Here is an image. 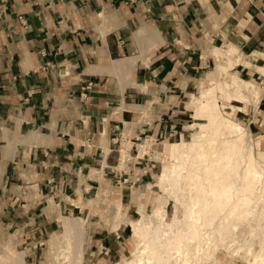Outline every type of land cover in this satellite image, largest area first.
<instances>
[{"label": "crops", "instance_id": "crops-1", "mask_svg": "<svg viewBox=\"0 0 264 264\" xmlns=\"http://www.w3.org/2000/svg\"><path fill=\"white\" fill-rule=\"evenodd\" d=\"M263 23L264 0H0L2 182L65 209L123 140L184 138L179 104L216 45L264 52Z\"/></svg>", "mask_w": 264, "mask_h": 264}, {"label": "bare ground", "instance_id": "bare-ground-1", "mask_svg": "<svg viewBox=\"0 0 264 264\" xmlns=\"http://www.w3.org/2000/svg\"><path fill=\"white\" fill-rule=\"evenodd\" d=\"M222 48L223 54L231 55L237 64L252 66L253 61L255 62L253 65L260 72L264 71V66L256 63L261 58L259 52L251 50L253 53H249L250 56L243 54L231 42ZM215 56L217 58L219 56L218 49L215 50ZM261 61H264V57ZM227 66L218 63L219 72L226 71ZM209 78L206 80L210 81V87L197 96L193 95L188 104L193 112V118L200 117L205 122L189 125V128L195 130V134L189 140L164 144L165 151L161 153L162 172L159 174L157 188L165 191L172 185L175 196L178 195V200L185 208L184 226L175 225L173 218L168 217L164 209L157 208L153 211L157 217L155 232L150 230L149 226L152 223L150 218L142 214L133 220L125 221L130 229L131 239L136 242L135 247L130 259L111 264H193L192 260H187L189 251L193 248L194 258L202 251L205 238L207 241L205 245H210V241L215 238L214 232L211 234L207 232L214 227L218 219L226 225L229 221L239 223L250 222L249 219H252L255 227L251 228L243 242L221 244L227 251L226 256L210 264H235L232 259L242 260L246 264H264V201L261 205L260 197L254 196L256 187L262 179L263 170L258 168L257 164L259 161L264 163V151L260 150L258 138L253 142L246 157H242L245 132L241 129L240 122L233 119L234 112L224 111L226 107L223 103V99L246 102L243 88L244 92L252 90V94L258 97L259 87L254 82H245L243 79L245 83L241 86L242 80L236 76L218 83ZM231 109L241 111V107ZM225 134L229 137L222 138ZM149 146L147 141L141 145L139 158L148 154ZM126 156L127 149L123 148L119 156V169L126 161ZM170 162L173 163V174L168 171ZM103 189L99 190L103 192L104 197L97 196L96 199L100 198L102 206L106 209L112 192L108 193ZM97 193L99 194V191ZM66 200L76 204L77 208H86L88 211L95 209L99 204L94 199L85 205L81 200L78 202L70 198ZM52 208L56 210L57 206L54 205ZM112 208L113 218L118 221L121 216L123 217L122 205L120 202H114ZM60 218L62 228L68 235L58 255L55 256L57 264H82L84 254L82 236L86 220ZM224 234L225 230L221 232L219 241L223 239ZM22 256L11 246L9 238L5 240L4 245H0V264H24Z\"/></svg>", "mask_w": 264, "mask_h": 264}, {"label": "rangeland", "instance_id": "rangeland-1", "mask_svg": "<svg viewBox=\"0 0 264 264\" xmlns=\"http://www.w3.org/2000/svg\"><path fill=\"white\" fill-rule=\"evenodd\" d=\"M261 28L264 30L263 24ZM228 43L229 42H222L221 45L220 43L216 45L220 47V49H218V58L215 56L214 52L215 60L212 56L213 48L211 49L210 55L213 59L209 67L206 68L203 80L193 85L192 88L189 87L188 92L183 94L179 106L182 107L180 110L184 112L185 116L181 122L185 130L184 138L180 140L177 137H170L168 139L163 138L162 140L157 139L156 144L148 148V154H145L146 156L143 157V160L133 159V156L139 157L138 152L141 145L144 144L143 137L133 145L123 140L118 150L121 151L123 148H126V158L128 159L125 158L126 161L120 166V169L118 168V163H120V152H111L108 156V161L103 167L101 165L102 170L99 169L100 163L98 162L96 164L97 167L90 169L88 174H81V177H77L79 183L83 182L85 177L93 180L90 183L93 189L87 193H84L83 189H77L75 193L76 196L73 194L72 196H68V198L73 199L75 197L74 199H80L82 197L86 199H80L84 205L88 204L91 199H94L97 203L99 202L95 209H90L88 211L86 208H77V206H74L76 204L73 205L63 198V202L67 205L65 209H62L57 204L56 199L53 200L49 196H44V193L41 194L36 186L33 185L30 189L23 185H14L15 183L4 185L2 182L4 178L0 177V245H4L5 240L9 238L11 246L23 255L24 264H57L55 256L58 255V251L60 247L64 245V241L68 235V232L64 231L62 228V219L60 217L70 219L81 218L86 220L85 232L82 236V243L84 246L82 264H111L130 259L132 250L135 247L136 242L131 239L129 227L127 225L122 226V224H126L125 221L133 220L139 214H142L150 218L152 222L149 226L150 230L151 232H155L157 217L153 214V211L157 208L164 209L166 215L173 218V223L175 225L184 226L186 216L185 208L178 200V195L175 196L176 193L172 185H169L165 191L157 188L159 174L162 172L161 153L165 151L164 144L189 140L195 134V130L189 128V125L205 122L200 117L196 119L193 118V112L191 108L188 107V104L193 95L197 96L199 93L204 92L206 88L210 87V81L206 79L210 77L213 79V82L218 83L219 81L228 80L231 76H236L241 80L243 79L245 82H254L258 85L260 92L258 97L252 94V90L248 89L244 92L245 89L243 88V94L247 100L246 102L235 99L230 101L223 99V103L226 107L224 111L234 112L233 119L240 122L241 129L245 132L243 152L241 153L242 157H246L253 142L258 138L260 140V150L264 151V71H261V73L257 67L253 65L255 62L251 61L249 57L248 60L251 61L253 67L246 64L244 65V63L237 64L235 60H232L231 55L225 56L223 54V48L221 47L226 46ZM255 50L259 51L261 54L260 61L257 60L256 63L264 66V61H261L264 57V52L258 49ZM240 51L249 56L253 53L252 51L243 49H240ZM218 63L228 65L227 70L219 72ZM243 80L241 86H244L243 83L245 82ZM148 107H150V105H145L140 108L142 117H147L149 115L151 109L148 112L144 111V109ZM230 107H241V111H231L232 109ZM127 126L129 125H125V128H128ZM227 137H229L228 134L222 136V138ZM148 143L150 144V142ZM137 161L142 163L149 162L150 164H152L151 162L155 163L153 169L147 170L146 167L140 164L136 165L135 162ZM168 167L169 173L173 174V163L170 162ZM257 167L262 168L263 173L262 179L256 187L254 196L255 198L260 197V203L262 205L264 201V163L259 161ZM242 168L243 166L241 165V169ZM110 170L114 172L115 177H111L113 173H106ZM3 173L4 170L0 168V176ZM8 186H13V188H9L8 191ZM85 187L87 188V185H85ZM100 188L106 189L108 193L112 192L110 198L108 197V207L106 209L102 206V200L100 198H98L100 200L96 199L97 196H102L101 198L104 197L103 192L99 190ZM98 191L99 194L97 193ZM11 196H14L16 200L11 199ZM114 202H120L122 205L121 211L123 217L121 216V219H118V221L113 218L112 207ZM51 204L58 205L56 210L52 209L50 206ZM249 221L250 222L242 221L239 223L229 221V224L226 225L221 222V219H218L214 227L207 232V234L214 232L213 237L215 238L210 241V245H205L207 242L205 238L203 240L202 251H200L202 254L198 252V255L193 258L192 255L194 252L193 248H191L187 260H192L193 264H210L214 260L224 259L227 251L221 247V244L224 242H228L229 244L243 242L245 237L250 233L251 228L255 227L254 221L252 219H249ZM113 222L115 223L113 224ZM223 224H225V226H223ZM231 226H234V228ZM223 230H225L226 234H224L223 239L219 241L220 234L221 232L223 233ZM232 260L235 264H246L242 260Z\"/></svg>", "mask_w": 264, "mask_h": 264}, {"label": "built area", "instance_id": "built-area-1", "mask_svg": "<svg viewBox=\"0 0 264 264\" xmlns=\"http://www.w3.org/2000/svg\"><path fill=\"white\" fill-rule=\"evenodd\" d=\"M125 1H126V3L131 4V3H134L135 1H138V0H125ZM141 1H143V0H141ZM90 87H91V84H90V83H87L85 86H83L82 90H84V91H88V90L90 89ZM80 95H81L82 97H85V94H80ZM170 137H172V136L169 134L168 137H167V139L170 138ZM177 138H178L179 140L181 139L179 136H177ZM139 139H140V138H136L135 141H138ZM156 140H157V138H154V137L152 138L151 135H150V136H144V137H143V142H145V141L150 142V146H149V147H151V146H153L154 144H156ZM159 140H161V139H159ZM117 152H119V150H118ZM144 156H146V155H142L140 158L136 156V158H137L138 160H142ZM151 163H152V164H151V168H153L155 162H151Z\"/></svg>", "mask_w": 264, "mask_h": 264}]
</instances>
